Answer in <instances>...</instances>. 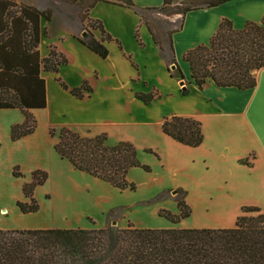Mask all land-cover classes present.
<instances>
[{
	"label": "trees",
	"instance_id": "trees-1",
	"mask_svg": "<svg viewBox=\"0 0 264 264\" xmlns=\"http://www.w3.org/2000/svg\"><path fill=\"white\" fill-rule=\"evenodd\" d=\"M91 0L88 10L97 2ZM231 0H183L180 6L174 0H162L158 7L136 8L132 0L109 1L133 7L140 21L147 27L159 54L167 60L171 77L184 78L175 58L172 35L182 28L184 15L193 10L210 8ZM146 12L180 14L177 26H168L160 20L150 19ZM50 20V10H39L14 0H0V109H19L24 121L11 127V139L30 134L36 120L33 109L46 107L45 80L41 69L58 73L66 58L49 47L48 55L41 58L38 51L41 33L40 18ZM85 36L78 40L88 49L105 58L108 49L104 42L113 38L103 28L102 22L87 17ZM91 30H99L100 39ZM45 33V31L43 32ZM135 37L142 41L138 28ZM182 60L188 64L191 81L203 89L208 81L218 87H235L241 90L256 85L255 71L264 67V15L259 22L246 21L242 29H234L231 20L223 18L206 43L187 50ZM171 66H174L171 69ZM60 86L77 98H82L91 88L86 82L69 87L60 77ZM181 93H189L187 87ZM144 104L161 97L159 91L135 92ZM161 132L176 142L197 147L203 141L200 121L188 116L171 114L162 119ZM51 134L54 129L49 130ZM106 134L82 135L63 126L58 132L54 150L67 159L74 169L109 183L119 189H134L127 180L132 167L147 165L136 159L134 146L127 141L109 146ZM42 172L32 173L33 182L22 187L30 203L17 202L22 212L37 209L32 190L45 180ZM179 213L171 215L177 221L187 217L190 209L179 198ZM230 228H137L128 224L124 228L107 225L100 228H48L0 229V264H264V214L258 207H244ZM253 212L255 214H246Z\"/></svg>",
	"mask_w": 264,
	"mask_h": 264
},
{
	"label": "rangeland",
	"instance_id": "rangeland-1",
	"mask_svg": "<svg viewBox=\"0 0 264 264\" xmlns=\"http://www.w3.org/2000/svg\"><path fill=\"white\" fill-rule=\"evenodd\" d=\"M181 1L174 0L173 3L180 6ZM42 2L46 5L44 10L51 11V31L62 23L74 31L90 30L87 6L91 0ZM146 16L172 27L180 21V14L146 12ZM184 80L186 84L187 78ZM157 101L149 111L139 110L136 122L107 120L105 124H94L83 132L89 136L104 132L105 143L109 146L120 141L134 146L137 161L147 165L149 170L141 166L128 170L127 180L134 184L132 190L113 187L76 170L56 153L54 145L61 129V117L50 116L45 108L31 110L36 120L34 130L13 140L11 127L21 124L24 115L17 108L0 109V229H89L112 225L113 221H116L113 226L120 228L131 224L153 229H218L233 227L244 207H258L264 214V191L258 184L254 188L223 184L220 180L222 171L205 156L213 144L211 122H204V145L187 147L168 139L156 120L161 114L181 108L184 103L164 97ZM51 128L55 131L53 134L49 131ZM202 156L207 158L206 163H202ZM37 171L46 176L32 190L37 209L25 213L17 202L30 203L22 187L33 182L32 173ZM179 198L187 204L190 214L173 222L164 214L179 213ZM4 209L6 212L2 214Z\"/></svg>",
	"mask_w": 264,
	"mask_h": 264
},
{
	"label": "crops",
	"instance_id": "crops-1",
	"mask_svg": "<svg viewBox=\"0 0 264 264\" xmlns=\"http://www.w3.org/2000/svg\"><path fill=\"white\" fill-rule=\"evenodd\" d=\"M14 1L39 10L46 8L42 2L44 0ZM132 2L136 8L158 7L162 4V0ZM88 15L100 20L105 31L113 38L104 42L108 49L105 58L78 40L83 31H74L64 23L51 31L49 26L52 19L48 21L40 18L41 30L45 31L41 33L38 45L40 57H46L49 47L53 45L67 60L57 74L42 69L40 72L45 80V110L52 117H61L59 126L88 135L83 132L91 129L94 124H105L107 120L136 122L139 110L146 112L158 99L144 104L135 97V92L157 90L161 93L159 99L164 97L184 103L181 108L158 116L156 120L159 127L163 117L171 114L197 119L202 131L205 120L211 122L213 144L205 156L222 171V183L243 188H254L258 184L264 191V67L255 71L256 85L252 88L241 90L218 87L208 81L203 89H198L191 81L188 64L182 60L187 50L209 41L223 18L231 20L233 28L237 30L242 29L246 21L259 22L264 15V0H231L215 7L189 11L184 15L182 28L173 33L172 43L175 58L184 78L188 80L186 84L184 78L169 75L167 60L160 56L158 46L133 7L97 1L89 9ZM136 28L142 45L135 37ZM91 32L95 38L100 39L99 30ZM57 76L69 87L86 82L91 91L77 98L60 86L55 79ZM181 80L184 87L189 89L186 95L181 93ZM205 141L203 137L197 147L204 145ZM207 158L202 156V163H206Z\"/></svg>",
	"mask_w": 264,
	"mask_h": 264
},
{
	"label": "water",
	"instance_id": "water-1",
	"mask_svg": "<svg viewBox=\"0 0 264 264\" xmlns=\"http://www.w3.org/2000/svg\"><path fill=\"white\" fill-rule=\"evenodd\" d=\"M86 34H87L86 31H83V32H82V36H85ZM173 68H174V66H171V69H173ZM180 84L183 85V80L180 81ZM183 87H184V85H183ZM115 224H116V221H113V222H112V225H115Z\"/></svg>",
	"mask_w": 264,
	"mask_h": 264
},
{
	"label": "bare ground",
	"instance_id": "bare-ground-1",
	"mask_svg": "<svg viewBox=\"0 0 264 264\" xmlns=\"http://www.w3.org/2000/svg\"><path fill=\"white\" fill-rule=\"evenodd\" d=\"M6 210L2 213V214H5Z\"/></svg>",
	"mask_w": 264,
	"mask_h": 264
}]
</instances>
